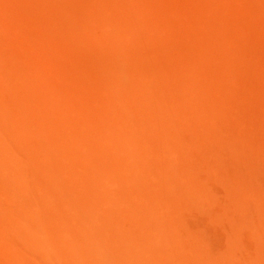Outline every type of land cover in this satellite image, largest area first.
I'll return each instance as SVG.
<instances>
[{"label": "bare ground", "instance_id": "bare-ground-1", "mask_svg": "<svg viewBox=\"0 0 264 264\" xmlns=\"http://www.w3.org/2000/svg\"><path fill=\"white\" fill-rule=\"evenodd\" d=\"M0 264H264V0H0Z\"/></svg>", "mask_w": 264, "mask_h": 264}]
</instances>
